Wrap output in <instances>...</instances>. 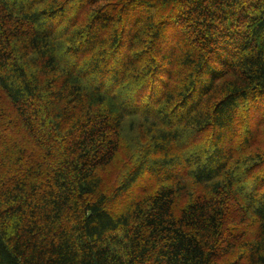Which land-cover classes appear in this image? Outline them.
<instances>
[{
    "label": "trees",
    "instance_id": "obj_1",
    "mask_svg": "<svg viewBox=\"0 0 264 264\" xmlns=\"http://www.w3.org/2000/svg\"><path fill=\"white\" fill-rule=\"evenodd\" d=\"M0 264H264V0H0Z\"/></svg>",
    "mask_w": 264,
    "mask_h": 264
}]
</instances>
